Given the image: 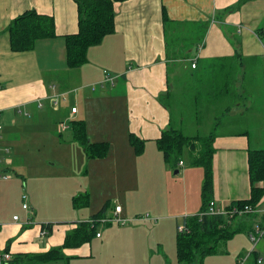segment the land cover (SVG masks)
I'll use <instances>...</instances> for the list:
<instances>
[{
    "label": "crops",
    "instance_id": "1",
    "mask_svg": "<svg viewBox=\"0 0 264 264\" xmlns=\"http://www.w3.org/2000/svg\"><path fill=\"white\" fill-rule=\"evenodd\" d=\"M76 6L74 0H0V122L2 124L0 173L3 174L0 178V187L2 189L9 182L8 180L11 182L15 180L16 186H19L17 177L14 179L7 175V172L15 167V160L6 154L9 152L6 131L18 127V115L27 124L30 115L37 114V110L41 119L47 109L58 113L60 109H57L58 105L54 103V96L63 99L67 93L75 92V100L71 107L75 106L76 112H71L70 107L69 118L83 121L88 141L108 142L109 150L105 157H111L113 160L118 157L122 170L135 171L138 166L147 168V172L152 170L166 172L168 166L163 161V155L160 159V150L154 147L157 146L156 140L161 132L171 126L169 107L164 100V97L170 93L168 86L170 64L184 63L182 67L176 66L178 73L183 67H189L191 71L189 88H198L196 84L203 76L208 78V74L213 78L212 85H220L215 78L235 62L239 63L240 76L244 75L245 62L248 61L255 64L252 73L263 76L259 62H264V0L116 2L114 3L115 31L105 36L101 43L88 49L85 64L76 69H69L65 63L63 36L77 31ZM163 8L165 18H163ZM29 9L53 16L56 37L38 39L33 49L14 52L10 50L6 29L14 17ZM193 61L196 64L194 68L191 66ZM104 71L112 77L111 82L104 81ZM89 83L92 85L90 90H87ZM96 83L100 84V89L95 94L97 88L92 86ZM205 86L206 88L201 90L205 96H211L209 98L213 102L225 97L228 89L210 88L208 79ZM221 86L226 87V81ZM115 88L118 90L122 88L123 94L114 95L112 92ZM89 91L93 92L92 95ZM117 98H121L120 105ZM198 98L199 96L196 95L194 100L198 101ZM119 108H123L124 120L121 126H117ZM60 127L67 129V125L63 122L60 123ZM71 131L67 133L66 139L74 142ZM131 133L144 140L142 155H137L129 144L128 135ZM250 139L247 130L215 133L211 160V200L221 206H227L233 201L247 199L250 196L248 153H246L248 149H253ZM146 145L157 159L145 160ZM18 170L24 180V170L21 168ZM177 172L179 173V170ZM186 176L187 172L184 171L183 180H186ZM154 180L151 174L150 177H143L142 184ZM22 194H26L27 199L31 197L25 190ZM178 195V205L166 199L163 203L146 206V210L163 217L167 225L170 224L173 216L177 218L182 215V222L180 224L175 222L176 232L180 231L178 226L183 227V221L187 216L199 212L202 204L201 194L199 199H196L194 189H187L184 183ZM115 204L123 207L122 202ZM32 205H34L33 201L30 203V208L33 210ZM93 214L95 212H92L86 220L79 219L72 222L68 230L52 223V229L48 233H46L48 230L42 228V224L51 222L32 221L34 215L30 211L22 222L20 219H14L15 215L11 220L0 217V252L11 255L7 264L10 261H12L10 264H46L53 261L69 264L70 260L93 264L96 257L93 256L92 250L96 244L91 246L90 243L94 238L101 239V233L80 246L62 248L61 245L68 231L75 229L82 221L90 224L89 220L93 218ZM141 216L133 220H155L144 219ZM97 225L100 224H90L91 227ZM55 248H61L56 259L46 261L38 257ZM258 257L261 258L259 254Z\"/></svg>",
    "mask_w": 264,
    "mask_h": 264
},
{
    "label": "rangeland",
    "instance_id": "2",
    "mask_svg": "<svg viewBox=\"0 0 264 264\" xmlns=\"http://www.w3.org/2000/svg\"><path fill=\"white\" fill-rule=\"evenodd\" d=\"M245 64L244 75H239L241 69L239 63L235 62L215 78L220 85H212L213 78L208 74V78L203 76L196 84L198 88L188 87L191 72L189 67H183L178 73L176 66L182 67L184 63L170 64V93L164 100L169 107L171 127L181 130L186 136L200 138L209 135L211 131L219 133L247 130L253 149L264 148V62H259V68L263 70L261 77L252 73L255 69L252 61ZM207 79L210 88H228L229 92L217 102L210 101L211 96H205L201 90L206 88ZM225 81L226 87H222L221 84ZM91 85L89 83L87 90H90ZM94 86L97 88L96 94L100 84L96 83ZM121 89L115 88L112 93L120 96L123 94ZM89 92L92 95L93 92ZM211 94L213 97V93ZM196 95L199 96L198 101L194 100ZM74 100L75 92L67 93L63 99H58V113L47 109L41 119L37 110V114L30 115L27 124L18 115V127L6 131L5 137L9 145V152L6 154L16 163L7 175L14 179L17 177L19 186H16L15 180H8L3 189L0 187V217L11 220L12 216L16 215L22 222L30 211L34 215L32 221L51 222L68 230L72 222L86 220L92 212H98L105 204L107 205L104 215H110L113 205L122 202L121 216L126 219L124 225L108 222L96 226L102 238H94L90 243L91 246L96 244L92 250L93 256L96 257L93 264H179L174 254L175 222L180 224L182 215L177 218L173 216L167 225L163 217L146 210V206L163 203L166 199L178 205V191L182 189L183 183L187 189H194V196L199 199L203 181L202 169L192 165L191 160L198 155L201 142L196 141L194 148H184L179 157L183 165L180 166L178 162H166V172H147V168L138 166L135 171H124L118 157L114 160L111 157L89 158L78 143L66 139L71 130L72 119L69 118L68 111ZM116 100L120 105L121 98ZM122 112L123 108L117 110V126L123 123ZM61 122L67 125V129H61ZM260 144L262 145L259 146ZM146 150L145 160L157 159L148 150V145ZM157 150L159 151L158 148ZM161 156L162 153L160 159ZM163 161L165 162L164 159ZM19 168L24 170V180ZM176 169L179 173L175 172ZM184 171L187 172L186 180H183ZM151 174L155 180L142 184L143 177H150ZM2 176L0 173V178ZM24 190L31 196L24 200L29 205L27 210L22 209L21 195ZM31 201L34 202L33 210L30 208ZM258 208L253 214V217L256 216V222L261 221L264 201ZM144 214L155 220H133ZM261 225H264V221ZM247 236L246 231H240L229 239L218 241L216 252L203 256L202 264H240L252 247ZM257 253L262 259L259 264H264V235L256 243L254 252L242 264H256ZM83 262L70 260L69 264ZM46 264L64 262L53 261Z\"/></svg>",
    "mask_w": 264,
    "mask_h": 264
},
{
    "label": "trees",
    "instance_id": "3",
    "mask_svg": "<svg viewBox=\"0 0 264 264\" xmlns=\"http://www.w3.org/2000/svg\"><path fill=\"white\" fill-rule=\"evenodd\" d=\"M125 0H74L77 9V31L63 36L65 45V63L67 68L76 69L87 61V51L95 46L108 34L115 31L114 3ZM243 0H240L242 2ZM163 18L165 11L163 8ZM8 33L10 50L14 52L28 51L35 47V43L41 39L56 37L55 21L53 16L38 13L36 10H25L14 17L6 29ZM107 72V71H106ZM229 91L226 92V94ZM71 132L76 143L82 146L84 153L89 158H103L109 150L108 142L88 141L85 124L80 120H71ZM215 132L211 131L205 137H189L181 130L172 128L164 129L156 140L157 148L161 151L165 162L173 163L182 161L179 157L185 147L194 148L196 141L201 142L198 155L191 160L192 165H197L203 170L201 186L202 204L197 214L187 216L183 221V230L177 231L175 236V253L179 264H202L201 260L206 254L216 252L218 241L229 239L235 233L246 231L248 234L254 229L256 222L253 214L264 197V148L248 149L247 163L250 181V196L247 199L236 200L227 205V208H243L249 206L255 211H249L241 216L225 217L221 215L204 214L211 200L212 191V153ZM129 144L134 152L139 155L144 151V140L132 133L128 135ZM263 183V184H262ZM74 199V198H73ZM75 201V199H74ZM76 202V201H75ZM105 204L101 210L92 215L93 218L105 216ZM237 217V218H236ZM231 218H233L231 220ZM237 224H235V223ZM255 225H253V223ZM110 224V223H109ZM42 228L48 233L52 229V223L42 224ZM97 233L96 226H90L86 221L80 222L75 229H71L65 235L63 247L80 246L87 243ZM61 248L48 250L38 255L40 260H50L59 257ZM57 253V254H55ZM61 256V255H60ZM258 255L256 254V264ZM30 260V258H28ZM27 260V261H28ZM14 261V260H13ZM12 261L9 262V264Z\"/></svg>",
    "mask_w": 264,
    "mask_h": 264
},
{
    "label": "built area",
    "instance_id": "4",
    "mask_svg": "<svg viewBox=\"0 0 264 264\" xmlns=\"http://www.w3.org/2000/svg\"><path fill=\"white\" fill-rule=\"evenodd\" d=\"M191 66L194 68L196 66L195 61L192 62ZM104 81L107 82H111L112 81V77L106 73V71H104ZM92 88H95L94 86H92ZM59 99V96H54V103H57ZM71 112L75 113L76 112V107H71ZM2 128V124L0 122V129ZM179 164L182 165L183 162L179 161ZM21 198L23 200L22 203V208L23 209H27L28 208V204L24 201L27 199L26 194H22ZM255 210V209H254ZM253 209H251V207L249 206H244L243 208H238V207H232V208H227V206H221L219 204H217V202H215L214 200H210L207 209L205 210V212H203L204 214H208V215H221V216H225V217H233V216H241L246 212L249 211H254ZM121 211H122V207L120 204H115L114 206V210L112 211V213L110 215H105L102 217H98V218H91L89 220V223L91 225H94L95 223H99V224H103V223H108V222H116L120 225H124L126 219L123 218L121 216ZM141 217H143L144 219H149L150 216L148 214H144ZM14 219H18L17 216L15 215L13 217ZM184 227H182V225L178 226V230H183ZM97 236L100 235L99 232L96 233ZM264 235V225L261 224H256L254 226V229L248 234L247 237H249V240L252 243V247L251 250L247 253V255L245 256V258L240 262V264H242L244 262V260H246L255 250V245L258 242L259 238H261ZM11 259V255L7 252H0V264H7V262ZM257 262L258 264L262 262L261 258H257Z\"/></svg>",
    "mask_w": 264,
    "mask_h": 264
},
{
    "label": "water",
    "instance_id": "5",
    "mask_svg": "<svg viewBox=\"0 0 264 264\" xmlns=\"http://www.w3.org/2000/svg\"><path fill=\"white\" fill-rule=\"evenodd\" d=\"M175 172H177V170Z\"/></svg>",
    "mask_w": 264,
    "mask_h": 264
}]
</instances>
